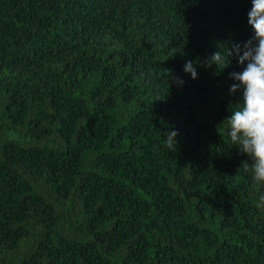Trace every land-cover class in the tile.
<instances>
[{"label":"trees","instance_id":"obj_1","mask_svg":"<svg viewBox=\"0 0 264 264\" xmlns=\"http://www.w3.org/2000/svg\"><path fill=\"white\" fill-rule=\"evenodd\" d=\"M251 7L0 0V264H264V188L225 120Z\"/></svg>","mask_w":264,"mask_h":264},{"label":"clouds","instance_id":"obj_2","mask_svg":"<svg viewBox=\"0 0 264 264\" xmlns=\"http://www.w3.org/2000/svg\"><path fill=\"white\" fill-rule=\"evenodd\" d=\"M252 7L248 12V24L252 36L242 43H232L228 48V57H233L242 67L240 72L230 73L236 83L230 87V94L241 93L238 107L229 109L231 115L226 117L228 136L233 147L237 148L252 161L250 170L255 185L264 188V0H251ZM204 65L218 70L227 67L230 60H225L220 51L212 53ZM183 71L197 78V69L193 61H186ZM168 78L182 86L184 81L170 73ZM178 131L165 133V145L176 148ZM247 162V161H246ZM264 204V192L259 195L258 207Z\"/></svg>","mask_w":264,"mask_h":264}]
</instances>
